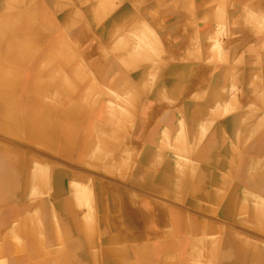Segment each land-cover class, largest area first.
<instances>
[{
    "label": "crops",
    "instance_id": "1",
    "mask_svg": "<svg viewBox=\"0 0 264 264\" xmlns=\"http://www.w3.org/2000/svg\"><path fill=\"white\" fill-rule=\"evenodd\" d=\"M4 7L58 39L63 61H41L30 91L36 56L9 60L11 106L35 97L67 129L52 149L0 139L36 160L21 166L29 197L20 173L0 198V264H264V0Z\"/></svg>",
    "mask_w": 264,
    "mask_h": 264
},
{
    "label": "bare ground",
    "instance_id": "2",
    "mask_svg": "<svg viewBox=\"0 0 264 264\" xmlns=\"http://www.w3.org/2000/svg\"><path fill=\"white\" fill-rule=\"evenodd\" d=\"M6 10L7 7H4L2 10H0V98L6 99L9 106V112L4 119L5 121H9V123L12 125V128L9 129L10 132H21L34 142L37 141L50 145V142L52 144V141H55V139L63 140V138L60 137L63 136V128L67 129V126L61 127L58 123H56L52 113L53 106H45L43 103H40V101L34 100L35 97L31 102L36 104L33 111L31 107L29 109L26 108L22 112H18L16 109H14L11 104L13 105V103H15L17 97L13 93H5L6 80L1 74L4 69L7 68L9 60L14 61L13 67L20 68L22 67L21 63H24L26 59L28 60L32 56H36V60H38V62L35 61L33 63L34 67L33 69H30V77L24 81L26 85H29V88L28 86L27 88L31 91V86L35 82V77L40 74L39 71H41V61L45 63L46 60L48 61V58L51 55H59L57 57L59 62L56 66V69L59 70L58 66H61L63 63L60 57L62 54L61 47H59L61 42L58 39H55L43 47L44 49L39 52L37 49V44L41 35L37 34H42L43 31L40 28L35 27V23L33 22L32 18H25L24 16L15 15L13 13L4 14V11ZM20 24H22L21 26L24 27L23 30L20 29ZM23 43H27V46L25 49L21 50V47L19 48V46ZM52 74L53 71H51L48 78H50ZM44 82H47V80ZM42 88L43 86L39 88L40 90L37 91V94L42 97V99L48 100L49 98L42 93ZM23 98L24 100L26 99V105H29L27 99L30 98V92H28V90L24 94ZM27 110L34 113L35 120H32L33 123H31V125H28L24 122L25 120L23 115L25 112H28ZM58 130L60 131V134L58 133ZM65 141L67 142V139ZM8 158L10 161L5 159L7 167L14 166L16 168L17 161L14 158ZM0 163L4 164V160ZM21 174L23 176H20V179L23 183V189L21 191H25L24 196H21V198L29 197V194L26 193V191H28V184L31 183L32 178L29 173ZM18 175H20V173H15V171L14 174L10 172H3L2 175L0 174V183L4 184L3 190L0 189V198H4V196L7 195L6 198L12 199L15 196L14 184L20 180Z\"/></svg>",
    "mask_w": 264,
    "mask_h": 264
},
{
    "label": "rangeland",
    "instance_id": "3",
    "mask_svg": "<svg viewBox=\"0 0 264 264\" xmlns=\"http://www.w3.org/2000/svg\"><path fill=\"white\" fill-rule=\"evenodd\" d=\"M13 14H15V15H21V16H24V15H22L21 13H18V12H12ZM25 18L26 17H28V16H24ZM22 24H20L19 25V27L21 26ZM20 29L21 30H23L24 29V27L23 26H21L20 27ZM37 35H41V37L39 38V42H38V44H37V49H38V51L40 52V51H42V49H44L43 47H45L48 43H50V42H52V41H48V39H47V36H46V33H44V32H42V34H40V33H38ZM54 41V40H53ZM26 46H27V43H23V44H21L20 46H19V48L21 47V50H23V49H25L26 48ZM29 55V54H28ZM28 57H30V56H28ZM58 62H59V60H58V58H57V64H58ZM57 66V65H56ZM33 67H34V64H32V66L30 67V69L32 68L33 69ZM40 72V74L38 75L39 77H40V75L41 74H43L41 71H39ZM51 73V70L50 71H48L47 72V75L49 76V74ZM44 81H46V80H44ZM44 83H47V82H44ZM46 87V85H44L43 86V90H42V93L44 94V95H46V97H48L49 99H53V97L52 96H48V94L50 93L49 91V89ZM49 92V93H48ZM51 94V93H50ZM51 106H53V105H51ZM28 111V110H27ZM70 111L71 110H69L67 113H65V119L68 117V114H70ZM8 112H9V106H8V103H7V101H6V99H4V98H0V139H8V138H11V140H12V138H15L17 141H15L17 144L16 145H14L15 146V148H21V147H27L26 145H25V143H28L30 146H32L33 148L35 147V145H36V143L34 142V141H32V140H30L29 139V137L28 136H26V135H23L21 132H15V133H13V132H10L9 131V129L10 128H12L11 126V124L9 123V121H5V117H6V115L8 114ZM52 113H53V117H55V110H54V107H53V109H52ZM23 118H24V122L26 123V124H28V125H31V123H33L32 122V120H35V117H34V113H32V112H25L24 113V115H23ZM56 121V120H55ZM56 123H57V121H56ZM61 127H63L61 124H59ZM25 139V140H24ZM28 139V140H27ZM23 140V141H22ZM14 141V140H13ZM20 141H22L23 142V146L20 144V143H18V142H20ZM27 141V142H26ZM59 141H62V140H58V139H55V141H52V144H51V142H50V145H48V144H46V146L48 147V149H52V148H56L54 145L55 144H58V142ZM30 142H33V143H30ZM67 143H68V141H67ZM10 152H11V149H9V148H5V146H3V145H0V154H5L7 157H9L11 154H10ZM14 159L17 161V164H16V171H15V173H21V171H23L22 170V167L25 165V164H30V165H33V163H35L36 162V160L35 159H33V158H31V157H29V159L27 160L24 156H21V155H17V157H14ZM27 160V161H26ZM36 164V163H35ZM22 166V167H21ZM23 173H25V172H23ZM3 187H4V184H1L0 183V189L1 190H3ZM22 193H24V192H22ZM21 192L18 194V197H20L21 196V194H22ZM26 193H28V191H26Z\"/></svg>",
    "mask_w": 264,
    "mask_h": 264
}]
</instances>
